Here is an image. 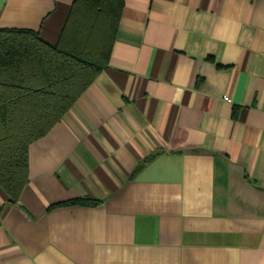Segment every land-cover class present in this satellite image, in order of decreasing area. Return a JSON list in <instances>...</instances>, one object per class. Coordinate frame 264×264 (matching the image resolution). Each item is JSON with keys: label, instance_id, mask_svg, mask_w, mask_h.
I'll return each instance as SVG.
<instances>
[{"label": "crops", "instance_id": "obj_1", "mask_svg": "<svg viewBox=\"0 0 264 264\" xmlns=\"http://www.w3.org/2000/svg\"><path fill=\"white\" fill-rule=\"evenodd\" d=\"M73 2L0 0V29L55 45ZM0 264H264V0H125L17 203L0 187Z\"/></svg>", "mask_w": 264, "mask_h": 264}, {"label": "trees", "instance_id": "obj_2", "mask_svg": "<svg viewBox=\"0 0 264 264\" xmlns=\"http://www.w3.org/2000/svg\"><path fill=\"white\" fill-rule=\"evenodd\" d=\"M124 3L74 0L55 45L33 31L0 29V187L10 204L29 181L30 146L107 66Z\"/></svg>", "mask_w": 264, "mask_h": 264}, {"label": "built area", "instance_id": "obj_3", "mask_svg": "<svg viewBox=\"0 0 264 264\" xmlns=\"http://www.w3.org/2000/svg\"><path fill=\"white\" fill-rule=\"evenodd\" d=\"M226 101H228V99H225Z\"/></svg>", "mask_w": 264, "mask_h": 264}]
</instances>
